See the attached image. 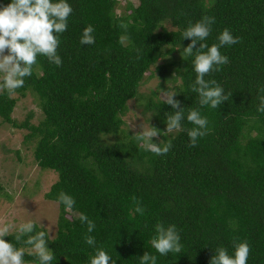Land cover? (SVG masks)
I'll return each mask as SVG.
<instances>
[{"label": "trees", "instance_id": "1", "mask_svg": "<svg viewBox=\"0 0 264 264\" xmlns=\"http://www.w3.org/2000/svg\"><path fill=\"white\" fill-rule=\"evenodd\" d=\"M136 1L122 7L119 0H66L73 11L59 34L62 66L38 56L32 75L15 91L38 99L43 117L37 124L30 114L15 120L17 99L0 93L2 121L27 129L37 165L57 173L44 195L58 203L55 236L37 223L33 234L46 232L52 264H90L97 249L110 255L109 264H140L144 252L156 255V264H210L218 247L233 256L234 245L244 241L251 249L247 264H264V113L256 110L264 94L258 91L264 87V0ZM9 3L0 0V7ZM204 16L215 23L202 43H218L225 28L240 39L219 49L229 63L205 76L232 93L215 109L201 107L191 91L197 49L192 56L183 52L191 40L182 33ZM88 25L95 43L81 45ZM155 74L175 82L173 99L185 116L182 130L167 136L166 115L180 109L163 103L155 90L145 97L139 91ZM138 96L150 126L161 132L152 142L171 141L165 155L145 150L135 134H123L121 115ZM192 109L208 120L207 135L195 147L187 135L194 127L186 119ZM108 134L113 141L104 139ZM61 192L74 198L71 211L58 202ZM137 202L143 215L135 212ZM80 213L95 223L91 233ZM157 223L176 226L181 253L161 256L151 246ZM87 235L94 246L85 242ZM15 236L12 231L4 239L24 250V262L38 264L31 246Z\"/></svg>", "mask_w": 264, "mask_h": 264}, {"label": "clouds", "instance_id": "2", "mask_svg": "<svg viewBox=\"0 0 264 264\" xmlns=\"http://www.w3.org/2000/svg\"><path fill=\"white\" fill-rule=\"evenodd\" d=\"M73 9L66 0H11V3L0 7V93L7 92L11 96L17 89L24 86L25 77H30L33 68L37 64V57L44 56L47 60L56 65L62 66L61 57L57 54L60 43L59 34L67 30L68 18ZM215 18L204 16L194 24L190 23L182 33V39L189 38L191 43L184 48L187 56L193 55L197 49L193 61L196 78L191 85V91L199 96V105L208 106L212 109L218 108L224 101H228L229 95L215 80H205V76L213 71H219L220 66L229 63V58L222 55L220 48L225 45H233L240 42L238 37H233L230 31L225 28L217 37L218 43L209 46L205 41L210 33ZM126 27L125 25H121ZM94 28L88 25L84 28L80 40L81 45H92L95 38L92 35ZM199 44V47H197ZM206 49V51H204ZM7 50V54H5ZM264 93V87L258 89ZM161 101L171 105L173 109H180L172 114L166 115L167 136L174 131L182 130L181 121L185 119L183 108L180 102L173 99L177 94L175 91L160 90ZM259 104L257 111L264 113V94L258 95ZM187 121L194 125L187 130L190 139L189 147H195L198 139L207 135L208 120L201 116L200 111L192 109L188 112ZM161 132L155 127L143 128L135 134V139L141 143L145 150L160 156L169 152L172 147L171 141L161 146V143H153L152 138L160 136ZM58 202L65 206V211H71L75 200L72 196L61 192ZM135 212L143 215L144 209L137 202ZM81 223H86L87 231L91 233L95 229V223L84 213L79 214ZM12 225H5L0 228V264H25L24 250L17 249L12 243L7 242L4 237L8 236ZM35 221L28 220L16 228L15 239L17 242L31 246L38 264H52L54 253L47 247V234L45 231H38L33 234ZM27 236L26 240L22 238ZM180 235L175 225L165 227L162 223L155 225V236L151 239V246L161 256L169 253L179 254L182 252ZM85 242L89 246L95 245V238L91 235L85 236ZM234 255L230 256L224 247H218L215 255L210 259V264H247L250 254V246L244 241L234 245ZM110 255L103 249H97L95 255L90 258V264H109ZM157 256L147 252L140 257V264H156ZM111 264H115L114 261Z\"/></svg>", "mask_w": 264, "mask_h": 264}, {"label": "rangeland", "instance_id": "3", "mask_svg": "<svg viewBox=\"0 0 264 264\" xmlns=\"http://www.w3.org/2000/svg\"><path fill=\"white\" fill-rule=\"evenodd\" d=\"M133 5L136 0H130ZM127 0H119L122 7ZM121 8L117 9L119 12ZM166 27L171 26L166 23ZM5 54H7L5 52ZM154 70V69H153ZM172 76L174 73L172 71ZM161 85V86H160ZM175 82L169 77L162 80L155 74L140 86V93L145 97L151 91H157L160 97L163 91H173ZM162 87H165L163 89ZM16 104L12 117L17 121L24 120L29 114L31 123L37 124L43 117L38 99L31 93L20 96L13 93ZM144 100L138 96L127 103V110L121 115L123 134H136L150 126V116L143 108ZM151 127V126H150ZM27 129H18L3 122L0 118V228L12 225L10 232L28 220L35 221L46 228L51 238L55 236L58 216V203L45 198V193L56 181L57 173L50 169H41L33 156L34 141L26 140ZM158 140L159 136L156 137ZM107 141H113V134L104 135ZM25 264H33L27 263Z\"/></svg>", "mask_w": 264, "mask_h": 264}]
</instances>
